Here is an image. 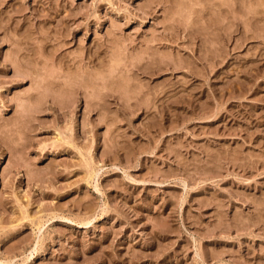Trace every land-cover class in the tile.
<instances>
[{
    "label": "rangeland",
    "instance_id": "rangeland-1",
    "mask_svg": "<svg viewBox=\"0 0 264 264\" xmlns=\"http://www.w3.org/2000/svg\"><path fill=\"white\" fill-rule=\"evenodd\" d=\"M0 264H264V0H0Z\"/></svg>",
    "mask_w": 264,
    "mask_h": 264
}]
</instances>
